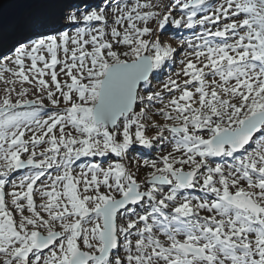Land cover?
I'll return each instance as SVG.
<instances>
[{"label":"snow or ice","instance_id":"6c2138e0","mask_svg":"<svg viewBox=\"0 0 264 264\" xmlns=\"http://www.w3.org/2000/svg\"><path fill=\"white\" fill-rule=\"evenodd\" d=\"M0 84V264H264V0H30Z\"/></svg>","mask_w":264,"mask_h":264},{"label":"trees","instance_id":"16d2710c","mask_svg":"<svg viewBox=\"0 0 264 264\" xmlns=\"http://www.w3.org/2000/svg\"><path fill=\"white\" fill-rule=\"evenodd\" d=\"M100 0H90V2H99ZM214 2V0H213ZM188 31H193V32H196L198 31V29H192V30H189V29H183V30H176L175 28L172 29V27H168L167 30L164 31L163 34H166V33H170V39L172 40H176V42H179L180 39H184V40H188L186 39L188 36ZM194 36V33L192 34ZM194 39V37H192ZM179 53V51H178ZM183 55L181 56L180 55V60H176V62L174 61V58L167 61L165 66L159 70L157 73H154L153 74V77L151 78V86H152V89L153 90H156L158 88V86L162 85L163 86V83L168 81L169 78H172V77H169V74L170 73H177V68H178V63H180L181 59H182ZM162 76V77H161ZM174 79V78H172ZM161 86V87H162ZM157 90H161V89H157ZM139 148H136V153L134 152H131L135 155L132 156V158H136L142 162L141 160L145 159V158H149V154H147L148 152H154L156 150H149V149H143L141 148L140 146H138Z\"/></svg>","mask_w":264,"mask_h":264},{"label":"water","instance_id":"95a60500","mask_svg":"<svg viewBox=\"0 0 264 264\" xmlns=\"http://www.w3.org/2000/svg\"><path fill=\"white\" fill-rule=\"evenodd\" d=\"M29 2L30 0H3V4H0V17H4V21L1 20L0 24L5 29L14 26L17 20L28 10Z\"/></svg>","mask_w":264,"mask_h":264},{"label":"rangeland","instance_id":"374dc122","mask_svg":"<svg viewBox=\"0 0 264 264\" xmlns=\"http://www.w3.org/2000/svg\"><path fill=\"white\" fill-rule=\"evenodd\" d=\"M4 2H7V1H4ZM87 2H88V3H92V4H96V2H90V0H87ZM100 2H101V0H100L99 2H97V3H100ZM153 2H154V3H158V2H160V0H153ZM176 18H179L178 15H177ZM1 20L4 21V17H0V21H1ZM168 27H172V29L175 28L174 26L169 25V26L166 27V30L168 29ZM175 29H176V28H175ZM183 29H184V28L176 29V30L178 31V30H183ZM169 35H170L169 32L166 33V34H162V37H161V38H162L165 42H171V43L173 44V46L178 47V42H176V40H172V39H170V36H169ZM186 37H187L186 39H193V38H190V37H188V36H186ZM185 50H187V49L185 48ZM180 55L182 56L183 53H182V52H179V53H177V54L174 56V61H175V62H176L175 59L180 60V58H179ZM183 58H184V57H182V59H183ZM182 59H181V60H182ZM177 65H178V68H177V73H178V72H180L182 65H181V63H178ZM161 77H162V76H161ZM169 77H172V78H174V79H179L181 82H182V80L184 79L183 76L177 77L175 73H170V74H169ZM161 86H162V85L158 86L157 89H162L163 86H162V87H161ZM2 87H3V85L0 84V89H2ZM157 89H156V90H157ZM148 134H149V135H152L153 133H152V132H149ZM136 148H139V147L137 146ZM136 151H138V150L133 151V153H134V152L136 153ZM133 153H130V157H132L133 155H135V154H133ZM147 154H149V158H145V159H154V158H156L160 153H159L158 151H156V154H155V152H148ZM133 159H137V157H136V158H133ZM141 161H143V160H141ZM141 163H142V162H141ZM132 170H133V171L136 170L134 166H133ZM20 175H23V172L17 174V180L19 179V176H20ZM145 175H146V172H145V171H141V172L138 173L137 178H138L139 180H142L143 177H144Z\"/></svg>","mask_w":264,"mask_h":264},{"label":"bare ground","instance_id":"6f19581e","mask_svg":"<svg viewBox=\"0 0 264 264\" xmlns=\"http://www.w3.org/2000/svg\"><path fill=\"white\" fill-rule=\"evenodd\" d=\"M13 26H11V27H9V28H6V29H11ZM194 32L193 31H188V37H190V38H192V37H194L192 34H193ZM155 152V154H156V151H154Z\"/></svg>","mask_w":264,"mask_h":264}]
</instances>
